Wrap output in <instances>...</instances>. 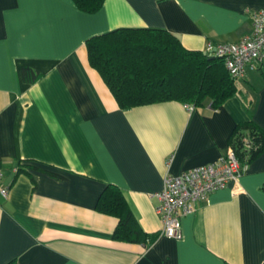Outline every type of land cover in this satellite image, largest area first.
<instances>
[{
    "label": "crops",
    "instance_id": "obj_1",
    "mask_svg": "<svg viewBox=\"0 0 264 264\" xmlns=\"http://www.w3.org/2000/svg\"><path fill=\"white\" fill-rule=\"evenodd\" d=\"M262 7L264 0H105L88 14L72 0H0V171L8 189L0 195V264L264 262V148L181 217L180 239L161 235L155 212L166 175L217 162L237 121L251 118L264 130V55L216 109L175 101L121 109L85 46L116 28L149 27L204 51L207 42L244 37L251 10ZM22 68L40 77L27 80ZM107 183L123 192L144 241L112 238L117 218L96 210Z\"/></svg>",
    "mask_w": 264,
    "mask_h": 264
},
{
    "label": "trees",
    "instance_id": "obj_2",
    "mask_svg": "<svg viewBox=\"0 0 264 264\" xmlns=\"http://www.w3.org/2000/svg\"><path fill=\"white\" fill-rule=\"evenodd\" d=\"M72 1L79 10L91 14L105 0ZM85 46L90 66L100 74L121 109L164 101L194 108L209 103L216 109L236 92L237 76H231L222 57L187 49L165 29L120 27L90 36ZM21 76L35 81L40 73L22 68ZM227 146L240 165H248L250 158L264 148V130L251 118L237 121L228 135ZM21 168L19 165L18 172ZM96 210L117 218L113 239L140 242L148 236L118 186L106 184Z\"/></svg>",
    "mask_w": 264,
    "mask_h": 264
},
{
    "label": "built area",
    "instance_id": "obj_3",
    "mask_svg": "<svg viewBox=\"0 0 264 264\" xmlns=\"http://www.w3.org/2000/svg\"><path fill=\"white\" fill-rule=\"evenodd\" d=\"M251 30L239 40L220 44L207 42L204 51L223 58L231 76H242L247 67H252L264 55V7L251 10ZM189 110L194 107L185 105ZM246 164L240 165L233 150L226 147L217 162L206 163L183 170L179 174H168L162 189L155 194V212L159 216L161 235L180 239L181 217L192 213L198 203L206 201L208 195L231 180H236ZM0 171V195L7 196L8 189L2 182Z\"/></svg>",
    "mask_w": 264,
    "mask_h": 264
},
{
    "label": "rangeland",
    "instance_id": "obj_4",
    "mask_svg": "<svg viewBox=\"0 0 264 264\" xmlns=\"http://www.w3.org/2000/svg\"><path fill=\"white\" fill-rule=\"evenodd\" d=\"M241 82H242V78L237 77V78H236V83H239V84H240Z\"/></svg>",
    "mask_w": 264,
    "mask_h": 264
}]
</instances>
